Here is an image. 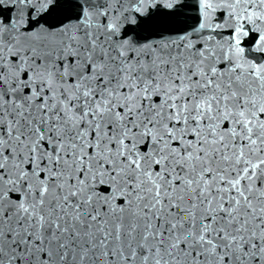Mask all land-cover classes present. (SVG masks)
<instances>
[{
  "label": "snow or ice",
  "instance_id": "obj_1",
  "mask_svg": "<svg viewBox=\"0 0 264 264\" xmlns=\"http://www.w3.org/2000/svg\"><path fill=\"white\" fill-rule=\"evenodd\" d=\"M196 4L0 0V264H264V0Z\"/></svg>",
  "mask_w": 264,
  "mask_h": 264
},
{
  "label": "water",
  "instance_id": "obj_2",
  "mask_svg": "<svg viewBox=\"0 0 264 264\" xmlns=\"http://www.w3.org/2000/svg\"><path fill=\"white\" fill-rule=\"evenodd\" d=\"M185 3L187 4V7L185 8L184 15L180 17V21L182 26L185 27H191L197 23L198 18V11H197V4L196 0H185ZM5 14H7V10H5ZM166 18L163 16H158L157 21H163ZM143 35H147V33H142ZM246 43L251 46V41H246ZM254 55H259L257 53H253Z\"/></svg>",
  "mask_w": 264,
  "mask_h": 264
}]
</instances>
